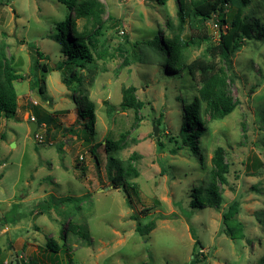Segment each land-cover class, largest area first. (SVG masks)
Segmentation results:
<instances>
[{"label": "rangeland", "instance_id": "374dc122", "mask_svg": "<svg viewBox=\"0 0 264 264\" xmlns=\"http://www.w3.org/2000/svg\"><path fill=\"white\" fill-rule=\"evenodd\" d=\"M99 1L105 9L99 55L85 68H76L78 81L69 88L62 82L70 77L68 68L57 69L66 57L54 40L67 9L58 0H0V43L7 44V55L26 77L15 83L16 117L0 127V264L11 259L19 264H70V259L71 264H190L194 254L196 264H264V48L246 42L233 57L231 91L238 106L223 120L204 115L201 155L196 156L179 133L198 79L187 71L167 70L164 57L149 45L157 34L177 31L179 0L165 5L156 0ZM239 4L228 7V22ZM244 14L264 22V1L251 0ZM77 24L80 30L93 29L92 21ZM221 25L217 17L207 23L211 42L189 48L188 62L218 44L226 30ZM192 34L198 32L188 29L184 36ZM37 50L47 58L40 59ZM34 72L43 80L44 96L31 87ZM130 86L145 102L139 122L132 110L120 107L122 91ZM87 103L94 105L95 123L85 135L88 119L79 111ZM30 115L52 117L37 130L36 141L30 137ZM122 135L127 136L126 147L112 153V176L129 163L139 177L126 176L123 187L115 188L105 140ZM218 147L224 148L230 165L223 204L220 209L193 208L194 188L205 184ZM84 195L90 197L81 203L57 199ZM235 203V219L244 226L242 239L229 236L223 222ZM152 220L156 228L149 235L136 232L139 224ZM69 221L86 227L90 245L65 234ZM194 234L203 246L198 251ZM49 238L60 247L57 253L47 247Z\"/></svg>", "mask_w": 264, "mask_h": 264}, {"label": "trees", "instance_id": "16d2710c", "mask_svg": "<svg viewBox=\"0 0 264 264\" xmlns=\"http://www.w3.org/2000/svg\"><path fill=\"white\" fill-rule=\"evenodd\" d=\"M156 1L160 5H165L168 0ZM236 1L240 2L239 7L233 14L231 21L228 22L226 19L227 9L233 7ZM58 2L67 9V13L58 23V33L54 36V40L61 44L62 53L66 57L64 61L57 64V69L68 68L70 77L69 79L64 77L62 82L71 88L72 83L78 81L79 78L76 68H85L87 64L94 62L96 54L99 55V37L103 28L102 16L105 9L99 0H58ZM250 2L251 0H179L177 31L173 29V33L165 37L157 34L149 42V45L155 46L157 52L164 57L168 66L167 70H174L178 74L187 71L198 79L197 95L184 107L185 123L179 133L184 145L196 156L201 155L199 139L204 133V115H208L214 121L223 120L230 116L238 106V100L234 99L231 91V85L236 79L233 57L246 42L259 43L264 48V22L258 17L254 18L251 14H244V7ZM214 17L220 20L221 28L223 25L226 27L225 32L221 31L218 44H210L205 48L202 57L193 62H188L187 51L189 48L193 46L201 47L205 43L211 42L206 27L207 23ZM77 20L92 21L93 29L88 30L87 27H84L83 30H80ZM168 25L172 27L170 22ZM188 29L197 31L198 35L194 36L192 34L185 37L184 33ZM6 49L7 44L0 43V127L3 120H12L16 117L19 104L15 83L26 80L24 75L17 72L14 57L8 56ZM37 54L40 59L47 58L39 50H37ZM42 68L44 73L48 72L46 64H43ZM33 79L32 89H36L41 96H44L46 88L41 83L43 80H40L35 72L33 73ZM136 92L137 89L134 86L125 88L122 91L120 107L123 111L132 110L136 114L137 122H139L141 120L139 114L144 108L145 102L137 97ZM87 104V109L79 111V115L83 120L88 119V124L85 125V130H83L85 135L93 132L95 123L94 105ZM46 121L50 123L52 117L36 118L39 128ZM126 138V135H122L117 141L105 140L106 150L111 155L108 173L110 179L116 185L115 188L123 187L122 181L126 176L139 177V172L129 163L126 167L118 168L117 175L112 176V167L115 166V158L112 153L126 147ZM171 139L174 142V137ZM159 145L162 148L163 142H160ZM98 146L93 148V153H95ZM173 153H175V150H173ZM211 162L212 165L207 173L205 184L194 188L192 194L194 199L191 202L193 208L220 209L223 204L222 186L228 184L227 177L230 173V165L224 148L218 147L214 151ZM89 197V195H84L79 198L64 197L57 199L61 203L74 201L81 203ZM238 212L239 206L235 203L223 214L226 231L233 239L244 238V226L239 220L235 219ZM155 228L156 222L152 220L146 225L141 226L139 224L136 227V232L145 236L149 235ZM69 232L80 237L88 245L91 244L90 233L86 227L69 221L65 234L67 235ZM192 232L194 233V231ZM194 237L196 241L195 251H198L203 246L197 240L196 234H194ZM47 247L55 253L60 250L57 243L50 238ZM2 254L3 249L0 247V260ZM196 255L194 254L190 264L197 263Z\"/></svg>", "mask_w": 264, "mask_h": 264}, {"label": "water", "instance_id": "95a60500", "mask_svg": "<svg viewBox=\"0 0 264 264\" xmlns=\"http://www.w3.org/2000/svg\"><path fill=\"white\" fill-rule=\"evenodd\" d=\"M29 127H30V137L33 141H36V132L39 128V124L36 122H30L29 123ZM158 134V129L154 128V135L157 136ZM14 146V145H13ZM10 264H19L18 260H16L15 262H13V260L11 259Z\"/></svg>", "mask_w": 264, "mask_h": 264}, {"label": "built area", "instance_id": "2783aa9c", "mask_svg": "<svg viewBox=\"0 0 264 264\" xmlns=\"http://www.w3.org/2000/svg\"><path fill=\"white\" fill-rule=\"evenodd\" d=\"M32 103H33L34 106L38 105V102H36V101H34ZM29 121L30 122H36V118L33 115H30Z\"/></svg>", "mask_w": 264, "mask_h": 264}]
</instances>
